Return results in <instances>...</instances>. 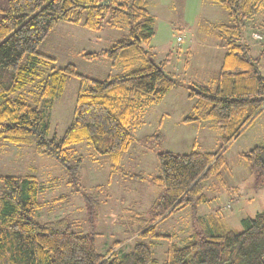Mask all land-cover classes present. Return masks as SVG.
Returning <instances> with one entry per match:
<instances>
[{"label":"trees","instance_id":"obj_1","mask_svg":"<svg viewBox=\"0 0 264 264\" xmlns=\"http://www.w3.org/2000/svg\"><path fill=\"white\" fill-rule=\"evenodd\" d=\"M209 1L219 5L230 21L211 25L225 51L218 69L210 73V85L186 87L187 97L195 102L182 122L213 121L219 131L218 148L205 153L156 152L158 173L148 182L158 193L145 214L133 212L129 217L124 230L129 235L169 238L156 233L160 221L207 203L204 190L210 179L225 187V151L264 110L260 71L264 0ZM60 21L89 31L124 30L107 49L82 53L87 61L107 60L119 72L96 80L78 74L71 64L57 68L55 59L38 49ZM153 25L146 0H7L6 7L0 8V142L53 159L63 168L66 183L81 195L90 223L99 214L102 186L91 192L80 186L82 158L74 157L69 147L85 142L107 157L110 176L143 179L121 168L122 156L134 141L133 130L142 124L143 110L178 86L165 71L171 53L158 64L152 59ZM247 26L260 36L256 49L248 43L253 31L249 38L244 36ZM71 77L78 80L71 121L59 140L48 138V113ZM160 136L153 134L143 141ZM240 157L253 176V187L264 188V141ZM0 183V264H159L152 242L135 243L128 252L114 242L99 254L97 234L74 231L69 218L38 221L36 212L42 204L34 174L0 175ZM195 222L205 228L195 231L185 245L173 246L162 264H264V212L242 218L240 232L217 214Z\"/></svg>","mask_w":264,"mask_h":264},{"label":"rangeland","instance_id":"obj_2","mask_svg":"<svg viewBox=\"0 0 264 264\" xmlns=\"http://www.w3.org/2000/svg\"><path fill=\"white\" fill-rule=\"evenodd\" d=\"M146 2L154 20V37L149 47L152 59L158 64L171 53L165 71L178 81V86L158 104L143 110L142 124L133 130L134 141L122 156L121 168L132 174H140L143 179L119 174L110 176L106 156L98 155L85 142L71 145L69 152L74 157L82 158L80 186L86 192L102 186L98 192L102 202L99 214L90 223L81 195L66 183L63 168L50 157L37 156L28 147L0 142V175L36 176L38 201L42 204L36 212L38 221L69 218L74 231L97 234L99 254H104L114 242L121 243L122 252H128L135 243L152 242L153 255L162 264L173 246L185 245L195 231L205 228L204 223L195 222L196 218L206 219L209 215L217 214L230 229L240 232L242 218L264 212V188L257 190L253 187V176L240 157V153L264 141V110L225 151L226 168L222 171L225 187L216 179H210L204 190L207 203L193 209L187 207L156 225V233L168 235L169 238L144 239L125 233L127 220L133 212L145 214L157 196V189L148 182L150 176L158 173L156 152H215L219 145V131L213 121L183 123L182 120L191 113L195 102L187 97L186 87L210 85V73L216 71L221 63L225 49L219 45L211 25L228 24L230 21L226 12L209 0ZM6 3L7 0H0V8L4 9ZM250 29V26L246 27L244 36L249 38V32L253 31L248 43L256 49V34H252L254 30ZM124 34V30L107 27L100 31H89L81 25L60 21L38 50L53 57L57 68L71 64L78 74L101 80L118 73L119 69L111 67L105 59L87 61L82 58V53L107 49ZM260 71L264 76V61L260 64ZM77 88L78 80L68 78L62 95L55 99L48 113V138L59 140L66 131L72 118ZM158 133L160 138L143 141Z\"/></svg>","mask_w":264,"mask_h":264},{"label":"built area","instance_id":"obj_3","mask_svg":"<svg viewBox=\"0 0 264 264\" xmlns=\"http://www.w3.org/2000/svg\"><path fill=\"white\" fill-rule=\"evenodd\" d=\"M256 36V39H260V36H258V35H255Z\"/></svg>","mask_w":264,"mask_h":264},{"label":"crops","instance_id":"obj_4","mask_svg":"<svg viewBox=\"0 0 264 264\" xmlns=\"http://www.w3.org/2000/svg\"><path fill=\"white\" fill-rule=\"evenodd\" d=\"M221 46V44H219ZM251 46V45H250ZM222 47V46H221Z\"/></svg>","mask_w":264,"mask_h":264}]
</instances>
